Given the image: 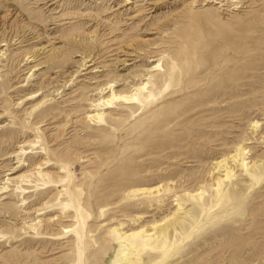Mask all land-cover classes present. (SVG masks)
Masks as SVG:
<instances>
[{
  "label": "rangeland",
  "instance_id": "obj_1",
  "mask_svg": "<svg viewBox=\"0 0 264 264\" xmlns=\"http://www.w3.org/2000/svg\"><path fill=\"white\" fill-rule=\"evenodd\" d=\"M211 1L0 0V187L39 166L54 177L0 192V264H124L108 228L149 227L176 204L178 244L141 264H264V0ZM112 83L146 85L148 99L100 108L99 127L85 118ZM240 146L263 165L257 183L231 163L228 208L184 197L211 194L214 164ZM158 186L159 198H124Z\"/></svg>",
  "mask_w": 264,
  "mask_h": 264
},
{
  "label": "bare ground",
  "instance_id": "obj_2",
  "mask_svg": "<svg viewBox=\"0 0 264 264\" xmlns=\"http://www.w3.org/2000/svg\"><path fill=\"white\" fill-rule=\"evenodd\" d=\"M129 1L131 0H127L128 3ZM206 1L212 2L211 0ZM226 1L236 0H221V3H224ZM1 47H4V45H2ZM5 55V52H0V58ZM26 86L27 85H23L21 87ZM114 88L115 86L113 83L110 84L108 88H106L110 90V96H108L107 98H103V100L100 101V103L96 106L99 107V110L95 113L88 114L85 120L90 123L97 124L99 127L107 126L108 124L106 122V117L108 116V114L104 111V109L100 108H109L114 105L115 101H120L126 103L127 105H132V109L134 110L138 108L137 106L142 107L148 99V97H145V93L149 92L146 85L133 90L131 94H118L114 91ZM101 91L103 92L104 90ZM37 97H39V94L31 95L29 98H27V100L24 101H30ZM48 101L49 100H47V102ZM34 108L35 106L33 107V109ZM258 125V122L253 123V127L255 129L258 127ZM37 144L38 138L36 140L31 139L25 141L18 148V151L14 154L12 158H16L17 160H19V162H22V158L26 155L27 151L29 149H33ZM44 151L46 152V149H44ZM246 152L247 151L240 146L235 149L232 154L227 157H224L223 159L217 161L214 164L210 174L213 181V185L211 187L215 189L212 191L211 194H208L206 190L202 189L201 187L196 192L186 193L184 197H186L189 201L194 202L195 206L199 207V209L203 212L207 210L209 211V209H211L209 212H212L220 207L228 208L232 201V192L228 187L231 186L233 181L232 179L235 175V168H232L230 166L231 163H234L236 167H240L245 172L247 178H249V180L252 182L257 183L261 178V175L263 174V165L257 166V163L255 162H248V159L245 158ZM250 164H252V166L249 167ZM221 169H224L223 175L219 174L220 176L216 177V171H220ZM16 171L17 169L12 170V172ZM13 175V173L7 175L5 183L0 187V192L5 193V191H7L8 189V185L12 183H17L20 191L24 193L27 190L23 189L22 184H30L31 181L35 179L37 188L38 182H42L44 186H49L53 184L54 178L50 172L41 170V166L33 169L31 172L28 173H23L16 176ZM61 180L65 181L67 179L64 178ZM169 185H173V183H170ZM164 189L166 188L163 186H158L155 188H132L124 192V198L128 201H142L146 198L152 197L159 198L162 194L161 192ZM73 190L74 189L70 187V192L67 193L69 194V196L73 197V200L76 202L77 200H79L80 193L78 191L76 196H74ZM3 193L0 194V197L1 195H3ZM176 206L177 209L174 212L163 218L161 221L153 223L149 227L146 226L139 229L126 230V225L124 226V224L110 226L108 228L107 234L109 235L111 241L122 246L121 250L117 255V261L123 262L124 264H141L143 262V255H147L150 253H157L158 259H164L167 254V252L165 251L170 250L178 244L177 238L172 240L169 233L170 224H173L174 222H181L177 219V216L182 214L184 208L180 204H176ZM185 216H188V212L185 213ZM42 223V220H36L27 223L24 222V226H27L29 230L37 231L38 228L42 225ZM127 254H131V256L128 257Z\"/></svg>",
  "mask_w": 264,
  "mask_h": 264
}]
</instances>
